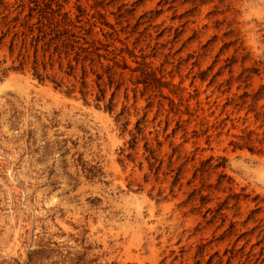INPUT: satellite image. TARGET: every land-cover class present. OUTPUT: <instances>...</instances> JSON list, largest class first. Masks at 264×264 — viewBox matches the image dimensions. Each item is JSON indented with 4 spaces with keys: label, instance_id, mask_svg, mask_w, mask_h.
<instances>
[{
    "label": "rangeland",
    "instance_id": "1",
    "mask_svg": "<svg viewBox=\"0 0 264 264\" xmlns=\"http://www.w3.org/2000/svg\"><path fill=\"white\" fill-rule=\"evenodd\" d=\"M45 1L101 56L0 45V264H264V0Z\"/></svg>",
    "mask_w": 264,
    "mask_h": 264
},
{
    "label": "trees",
    "instance_id": "2",
    "mask_svg": "<svg viewBox=\"0 0 264 264\" xmlns=\"http://www.w3.org/2000/svg\"><path fill=\"white\" fill-rule=\"evenodd\" d=\"M21 2L18 5L21 6L20 11L8 18L9 12L7 10L14 6L15 3L0 0V45L3 39L11 34L8 42L9 53L12 55L14 49L18 47L15 58L16 64L4 69V72L9 69L23 71L25 65L29 64L33 77L39 81L48 80L57 88L64 86V83L61 79H56L55 73H50L54 62H58L59 70H63L69 75H74V69L80 64L81 74L79 79L81 87L79 92L86 102L84 87L86 86L85 76L87 70L84 62L88 58L93 60L92 55L100 57L101 55L96 53L98 48L89 50V46H92L93 42L89 43L88 47L76 45L81 37L75 39L71 29L66 28L71 22L66 21L63 16L62 18H57L56 12L51 9L50 3L47 1L31 0L28 1L27 5H25L24 1ZM25 7L27 11L21 16ZM82 39L87 42L85 38ZM71 54L72 57H70ZM64 58L67 59L65 69L62 62ZM95 74L97 79L102 78L101 74L97 72ZM74 87V84H72V88L67 86L65 93L70 94ZM101 92L103 93L104 91L101 89ZM101 98V95L96 96L98 101ZM96 106H99V104L96 103ZM105 108L110 109L109 104L105 105Z\"/></svg>",
    "mask_w": 264,
    "mask_h": 264
}]
</instances>
